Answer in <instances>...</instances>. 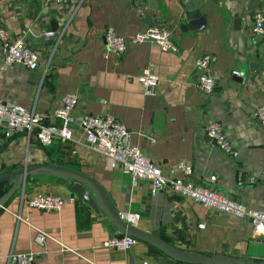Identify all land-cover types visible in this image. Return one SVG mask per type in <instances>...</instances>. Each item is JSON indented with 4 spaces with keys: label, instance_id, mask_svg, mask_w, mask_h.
Segmentation results:
<instances>
[{
    "label": "crops",
    "instance_id": "1",
    "mask_svg": "<svg viewBox=\"0 0 264 264\" xmlns=\"http://www.w3.org/2000/svg\"><path fill=\"white\" fill-rule=\"evenodd\" d=\"M193 1L205 17L204 29L181 28L188 21L181 0H73L63 10L52 0H0V20L9 34L24 37L39 54L36 70L13 65L0 71V100L59 125L52 113L63 94L78 96L69 140L41 146L34 133L6 139L0 127V174L52 163L78 170L104 189L117 212L137 213V228L180 250L264 261V240L252 234L249 219L207 210L169 189L153 195L149 180L133 182L119 168L109 167L83 138L84 114H111L127 127L130 142L165 174L183 164L178 175L264 211V130L255 115L264 104V40L251 31L252 15L264 10V0ZM151 24L170 29L176 52L146 42L128 45L121 56L104 57L108 26L129 38ZM52 26L55 35L49 42L44 33ZM204 54L213 57L215 88L210 94L197 86L202 70L194 62ZM147 66L158 76L149 94L138 82ZM234 70L241 72V81ZM209 120L221 124L236 157L205 134ZM12 184V179L0 183V198ZM35 193L73 196L76 202L60 211H42L24 202ZM37 230L48 235L41 243L34 239ZM117 234L105 213L92 210L66 180L34 172L0 206V264H14L15 254L22 252H32L34 264H164L165 259L186 264L142 240L126 252L103 246Z\"/></svg>",
    "mask_w": 264,
    "mask_h": 264
},
{
    "label": "built area",
    "instance_id": "2",
    "mask_svg": "<svg viewBox=\"0 0 264 264\" xmlns=\"http://www.w3.org/2000/svg\"><path fill=\"white\" fill-rule=\"evenodd\" d=\"M58 10H63L73 0H52ZM251 31L264 40V10L257 9L252 15ZM46 37L55 35L54 31L44 33ZM171 31L168 27L159 24H151L138 30L127 38L116 32L113 26H108L103 34L106 47L104 57L109 54L121 56L128 45L152 42L161 51L176 52L177 48L172 42ZM39 54L29 46L22 36H12L0 20V71H4L13 65H21L28 70H36ZM213 57L204 54L198 57L194 65L202 70L197 80L199 90L204 94H210L215 88V81L210 68ZM138 82L145 94L157 84L158 76L147 66L141 70ZM78 102V96L74 91H67L61 98V105L53 110V117L60 119L61 123L46 124L42 117L27 110L24 106L6 103L0 100V127L4 138H11L16 133H24L29 137L32 133L41 146H49L55 139L66 141L71 139L72 110ZM261 128L264 130V104L255 112ZM81 128L86 146L93 152L103 156L109 167L119 168L123 173L130 175L133 182L137 180H149L151 193L156 195L160 190L170 191L188 197L200 203L205 209L231 215L236 218H247L251 224V231L255 237L264 240V211L248 208L243 204L215 193L203 186L197 185L191 180L178 175L183 170V164L173 166L169 174H165L149 157H147L137 145L129 139L127 127L111 114L91 115L84 114L81 118ZM205 134L227 155L236 157L237 150L226 137L219 122L209 120L204 128ZM264 186V178L261 180ZM30 208L42 211H60L65 205L75 203L73 196L64 197L52 193H35L24 199ZM119 218L129 226H135L139 215L131 211H120ZM204 224H199L203 227ZM48 235L37 230L35 241L41 243ZM137 239L127 235H114L103 242V246L126 252L137 243ZM14 264H34L32 252L15 254Z\"/></svg>",
    "mask_w": 264,
    "mask_h": 264
},
{
    "label": "water",
    "instance_id": "3",
    "mask_svg": "<svg viewBox=\"0 0 264 264\" xmlns=\"http://www.w3.org/2000/svg\"><path fill=\"white\" fill-rule=\"evenodd\" d=\"M184 3V7L187 11L188 21L185 24H181L183 30H200L206 27L205 17L201 14L197 7V4L193 0H181ZM150 6V3H148ZM52 20L51 23H54ZM55 31L56 26L51 28ZM51 30V31H52ZM54 37L49 39L53 41ZM238 79L241 81V72ZM1 152V148H0ZM41 171L45 174L57 176L63 180H66L69 184V189L76 194L83 202L88 204L92 210L96 213L104 212L108 220L113 224L117 230L118 235L127 234L137 240H142L160 250L166 257L180 263L186 264H264V261L247 260L238 257H233L227 254L216 253L212 255H206L202 253H191L188 251L180 250L163 239L143 231L136 226L126 225L120 218L119 212H117L115 206L110 200L104 189L91 177L78 171L67 168L59 164H38V165H24L13 171H9L6 174H0V183H3L9 179L13 180L12 187L7 193L0 198V206H3L8 198L12 195L15 189L23 188L25 177L31 175L34 172ZM164 264L167 263L166 259Z\"/></svg>",
    "mask_w": 264,
    "mask_h": 264
}]
</instances>
